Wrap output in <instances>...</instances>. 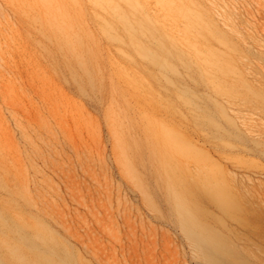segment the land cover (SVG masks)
<instances>
[{
	"label": "rangeland",
	"instance_id": "rangeland-1",
	"mask_svg": "<svg viewBox=\"0 0 264 264\" xmlns=\"http://www.w3.org/2000/svg\"><path fill=\"white\" fill-rule=\"evenodd\" d=\"M184 6L207 12L198 28ZM123 11L156 29L139 35L151 49L172 42L175 69L137 51ZM168 179L192 186L236 264L260 250L264 0H0V239L25 225L73 264H227L184 232ZM216 181L236 206L207 192Z\"/></svg>",
	"mask_w": 264,
	"mask_h": 264
},
{
	"label": "bare ground",
	"instance_id": "bare-ground-1",
	"mask_svg": "<svg viewBox=\"0 0 264 264\" xmlns=\"http://www.w3.org/2000/svg\"><path fill=\"white\" fill-rule=\"evenodd\" d=\"M199 9H197V7L187 8L186 6L180 8V11L184 13L186 17L190 18V25L196 28H198L201 23L200 19H204V14L207 13L203 14ZM213 12L222 17V22L227 25L225 22L226 16L223 14L222 10L215 8ZM120 19L123 26L130 29L131 32L128 31L131 33L130 40L134 42L137 51L141 55L150 58L151 61L157 63L161 67L167 69L176 68L174 64L165 61V55L171 52L167 44H172L171 41L166 43V36H161V42L157 50L151 49L140 40V34L141 36H149L154 35L156 32V29L149 24L146 17L133 19L130 13L123 11ZM205 23L209 29L208 26H210V22L205 21ZM212 34L217 36L221 43H226L225 33L218 28L212 27ZM174 56L179 57V54L175 52ZM185 64L188 65V62L185 61ZM213 88L216 92L225 90V87L223 88V84L220 81L216 82ZM233 91L234 89L232 88V92ZM183 93L186 94L187 92L185 91ZM185 94L184 98L189 99ZM258 95L262 94L258 93ZM214 104L217 105L216 102ZM210 121L214 123V120L210 119ZM158 134L163 141L170 144V147L179 148L183 144V142L179 140V135L173 129L161 126ZM168 184L169 188H171L172 184L170 179H168ZM171 189H173V206L181 221H184V232L194 240L196 247L202 254L207 259L222 258L227 264H236L240 257L229 249L226 241L218 233L207 230V225L202 221L199 215L200 206L195 198L192 186L187 184L179 190H175L174 188ZM206 190L224 209L233 208L237 205V202L231 196L227 186L222 181L208 183ZM24 226L25 225H21L19 228H16L17 242L15 244L5 238L0 239V264H73L66 251L60 248L58 249L50 244L48 237L41 233V231H31ZM2 227L3 226L0 224V229H2ZM240 264H264V243L257 252L247 251L245 257L241 258Z\"/></svg>",
	"mask_w": 264,
	"mask_h": 264
}]
</instances>
